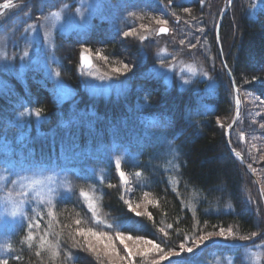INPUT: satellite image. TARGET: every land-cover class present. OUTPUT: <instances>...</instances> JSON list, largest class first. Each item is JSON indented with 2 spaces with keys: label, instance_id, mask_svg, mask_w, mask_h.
Returning a JSON list of instances; mask_svg holds the SVG:
<instances>
[{
  "label": "trees",
  "instance_id": "obj_1",
  "mask_svg": "<svg viewBox=\"0 0 264 264\" xmlns=\"http://www.w3.org/2000/svg\"><path fill=\"white\" fill-rule=\"evenodd\" d=\"M228 1L111 0L106 18L95 20L82 36L57 34L51 67L73 91L63 101L56 99L54 82L40 70L6 78L0 87V168L17 161L82 168L80 178L69 176L70 194L41 210L39 218L28 214L10 239L8 264H101L102 258L75 237L81 223L110 235L124 231L154 240L166 251L178 250L189 237L232 229L227 239L210 237L196 249L203 252L197 258L175 264H206L212 256L245 264L244 248L264 247V187L260 185V193L227 147L235 97L241 107L229 138L231 149L239 150L252 168L264 145L251 140V131H258L247 125L251 103L255 98L264 102V0H233L219 26L222 59L236 93L216 39L219 15ZM42 4L33 0L20 16H41L56 8ZM140 18L167 21L176 43L160 39H167L162 42L169 55L160 59L155 43L143 45L140 33L121 41L124 31L142 23ZM177 44L196 51L205 79L180 88L157 75L158 61L168 66L185 60L186 51L175 48ZM83 48L125 73L118 79V93L100 97L84 90L78 62ZM124 64L130 68L125 70ZM37 109L42 110L39 117ZM75 153L82 163L73 159ZM88 168L95 170L89 173ZM120 171L130 178V194L121 185ZM126 201L133 207L144 201L143 215L129 212ZM139 262L142 258L134 257L133 264Z\"/></svg>",
  "mask_w": 264,
  "mask_h": 264
},
{
  "label": "rangeland",
  "instance_id": "obj_2",
  "mask_svg": "<svg viewBox=\"0 0 264 264\" xmlns=\"http://www.w3.org/2000/svg\"><path fill=\"white\" fill-rule=\"evenodd\" d=\"M8 1L12 0H0V87L4 86V82L9 75L21 78L25 73V70L37 69L49 76L54 82L56 99L63 101L69 98L70 95L73 94V91L66 86L60 78L58 79L57 73L51 67V64H53L52 62L55 60L52 51L55 45V40L58 37L57 34L74 37L75 35L82 36L86 30L93 27L95 20L100 22L106 18L111 0H38L39 4L43 3V7H45L44 4H46V2L49 3L50 6L55 5V10L47 12L42 11L41 16H36L38 13H35L36 15H34V13L26 12L25 14L27 15L23 18L20 16L21 12L25 11L24 8L26 5L33 0L16 1L14 4H9L8 8L2 7L3 4ZM139 20H141L140 22L142 23L133 29H135V34L140 33L142 35L141 37H144L140 42H142L143 45H149L154 42V49L157 51L160 50L158 52L160 59L169 55V49L165 47L166 45L163 44V42L168 39L172 42V45L176 43L173 37L174 34L171 32L169 35V27L164 24H158L157 20H142V18ZM161 27L167 28L168 31L165 34L158 35V31ZM133 36L128 38H132ZM162 37L168 38L161 40L160 38ZM120 38L121 41H123L125 37L121 35ZM180 44L175 45V48L183 49L184 47ZM219 47L218 49L221 58L222 51L221 47ZM184 49L186 51L185 60L182 59L181 61L173 62L168 66H164L166 65L164 63L160 64L158 61L154 66L159 77H162V79L168 83L173 81V83L178 84L180 88L189 86L195 79L206 78L205 70L197 63L196 51L189 50L186 47ZM83 51L86 52H83L82 54H89L93 62L90 69L81 70V80L84 90L92 96L100 97H106L111 93H118L121 88L118 79L125 73L118 72L115 69L110 68V66H107L102 55L92 53L86 48H83ZM99 51L100 48L96 52ZM175 52L177 53L179 50ZM25 53H27V55H24ZM222 61L223 59L221 58V62ZM225 70L226 72L228 71L227 68H225ZM235 101L238 103V105L235 106L237 117L234 122L233 117L227 128L228 130L232 123L234 128L238 120L241 104L237 97H235ZM255 103H251L253 106H250V109L254 112L249 111L250 114H248L249 118L247 125L249 130L253 127L258 131L255 135L252 134L253 130L251 131V140L263 142L264 144V127H261V125H264V102H259L255 98ZM247 106L249 108V102H247ZM230 135L227 139V146L230 144ZM19 143L20 145L23 144L21 139H19ZM229 148L230 149L228 150L233 154H238L235 155L241 164L239 158L241 155L243 159L241 152L239 150L236 151L231 149L230 145ZM258 154L259 160H256V162L252 164V168L247 167L244 160L245 167H243L247 174L251 176L252 183L261 193L260 185H263L264 187V145ZM78 156L79 153H75L73 159L78 158ZM166 159L167 161L164 163L168 164V157ZM120 181L122 187L127 189V194L128 192L130 194L131 181L129 176L125 174L123 179L120 177ZM70 192L71 186L69 175L64 168L58 169L49 165H29L20 161L8 162L1 167L0 261L7 260L10 257V239L26 221L29 213L34 215V219H36V217L39 218L41 210H46L48 205L53 204L56 199L65 197L70 194ZM85 198L89 199L91 198V195H85ZM144 198L145 197H143V199ZM142 202L140 204H142ZM143 209L144 207L140 206L137 210L141 212ZM81 224L83 227L78 228L88 229L83 223ZM75 231L74 233H76ZM75 237H80L82 243H85L84 237L77 234H75ZM128 243L130 246H133L134 242L128 241ZM116 248L121 256H126L123 245H121L119 241H116ZM194 251L195 252L191 254L185 253L182 257H172V264L183 260L189 261L195 259L203 253L202 249H195ZM135 257L138 259L142 258V262H139L140 264H151L153 259L158 258L156 253H149L147 256L136 255ZM111 259L115 262L116 256L113 255ZM102 260L105 264H109L108 257H102ZM208 260L206 264H234L233 258L212 256L211 258H208ZM242 260L245 264H262V260H264V247L251 248L250 246L244 248L242 250ZM163 262L164 261H161V264ZM168 263V261H165L164 264ZM121 264H124V262H121Z\"/></svg>",
  "mask_w": 264,
  "mask_h": 264
},
{
  "label": "snow or ice",
  "instance_id": "obj_3",
  "mask_svg": "<svg viewBox=\"0 0 264 264\" xmlns=\"http://www.w3.org/2000/svg\"><path fill=\"white\" fill-rule=\"evenodd\" d=\"M171 2V0H170ZM9 4L5 3L4 8H8ZM187 11V9H185ZM129 15H135V13L130 12ZM158 24H166L167 21L158 20ZM143 27V26H142ZM168 31L167 28L161 27L159 29L160 33H166ZM123 37L128 38L130 36L135 35V29L124 31L122 33ZM141 40L144 39V37H140ZM24 55H27L25 53ZM83 59L87 60L86 56H82ZM107 59V57H105ZM124 69H128V65H123ZM59 75V73H57ZM40 109H37L35 111V115L39 117L41 115ZM261 127H264V125H261ZM116 167L120 168V161H116ZM249 168H251V165H249ZM121 179L124 177V172L120 171L119 173ZM139 175V173H137ZM111 186V185H110ZM128 204V210L129 212L133 213L134 216L139 217L143 215L140 211L137 209L140 207L139 204H137L135 207L132 206V204L128 201H126ZM150 215V214H149ZM75 223L79 225L81 223L80 220H76ZM108 228H112V225H107ZM169 228L172 227V225L168 226ZM161 232L164 233V237L168 236V233L164 231V229H160ZM77 235L82 236L85 238V243L83 247H86L87 251L94 254L98 259H101L102 257H108L109 258V264H121V262H124V264H133L134 257L136 255L140 256H147L149 253H156L158 258L153 259L151 261V264H161V261H168L169 264H172V257H182L185 253H194L195 249H199L202 245L205 244V242L212 236H217L221 238L227 239L229 236H232V229L225 230L224 228H220L218 232L215 233H207L206 235H198L195 239L189 237L186 240L182 241L178 245L177 248H169L167 251L165 248L161 247L160 243H156L154 240H144L140 236L133 237L132 235H126L124 231H116L114 236L110 235L106 231H95L92 228L88 229H82L77 228L76 230ZM257 234L254 232L252 233V236H256ZM240 240H248L250 237L248 236H241L239 237ZM116 241H119L121 245H123V249L126 252V256H121L116 248ZM128 241H133V246H130ZM76 245L80 246V242L76 241ZM143 245V246H142ZM191 245V246H189ZM39 255V253H37ZM113 255L116 256V261H112ZM0 264H8L7 260L0 261ZM101 264H103V260L101 259Z\"/></svg>",
  "mask_w": 264,
  "mask_h": 264
},
{
  "label": "water",
  "instance_id": "obj_4",
  "mask_svg": "<svg viewBox=\"0 0 264 264\" xmlns=\"http://www.w3.org/2000/svg\"><path fill=\"white\" fill-rule=\"evenodd\" d=\"M15 1H16V0H12V1H8V2H6V3L11 4V3L15 2ZM232 1H233V0H229L228 7L231 6ZM2 7H4V5H3ZM228 7H227V9H228ZM227 9L224 10V11L220 14V16H219V21H218L217 30H216V39H217V45H218V46H219V33H218V31H219V26H220V23H221V21H222L224 15H225V13L227 12ZM162 34H165V33H160V32L158 31V35H162ZM83 56H86V57H87V60H85V59H83V58L81 57L80 60H79V65H80V67L83 68V69H90L91 66H92V64H93L91 56L88 55V54H85V55H83ZM222 64H223L224 67H225V63H224L223 61H222ZM225 68H226V67H225ZM227 72L230 73L229 71H227ZM229 79L231 80L232 85H233V90L235 91L236 89H235V86H234V83H233V79H232V77H230ZM235 105H237V102H236V101H235ZM232 129H233V123L230 125V128H229V130H228L227 139H228L229 135L231 134ZM227 143H228V140H227ZM227 147H228V149H230V148H229V145H228ZM235 154L238 155L237 153H235ZM239 158H240V162H241L242 166L245 167L242 157L239 156Z\"/></svg>",
  "mask_w": 264,
  "mask_h": 264
},
{
  "label": "bare ground",
  "instance_id": "obj_5",
  "mask_svg": "<svg viewBox=\"0 0 264 264\" xmlns=\"http://www.w3.org/2000/svg\"><path fill=\"white\" fill-rule=\"evenodd\" d=\"M227 5H228V4H227ZM218 47H219V46H218ZM219 48H220V47H219ZM221 58H222V56H221ZM228 76H229V78L232 77L230 73H228ZM233 83H234V82H233ZM235 106H236V105H235ZM236 117H237V112H236L235 115H234L233 122H234V120H235ZM240 156H241V155H240ZM263 204H264V203H263Z\"/></svg>",
  "mask_w": 264,
  "mask_h": 264
}]
</instances>
